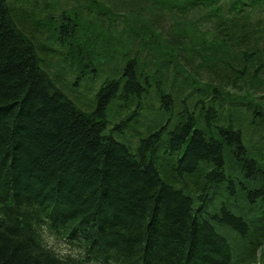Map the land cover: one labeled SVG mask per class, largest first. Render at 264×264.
<instances>
[{"label":"trees","instance_id":"1","mask_svg":"<svg viewBox=\"0 0 264 264\" xmlns=\"http://www.w3.org/2000/svg\"><path fill=\"white\" fill-rule=\"evenodd\" d=\"M36 7L0 0V264H264V0ZM37 15L57 50L38 48ZM52 51L68 90L46 78Z\"/></svg>","mask_w":264,"mask_h":264},{"label":"rangeland","instance_id":"2","mask_svg":"<svg viewBox=\"0 0 264 264\" xmlns=\"http://www.w3.org/2000/svg\"><path fill=\"white\" fill-rule=\"evenodd\" d=\"M12 2H20L22 0H11ZM25 1V0H23ZM31 4L36 5V10H42V14L44 13L43 11L45 10V8H47L49 6V4H51V0H31ZM24 23H26V26L32 27L31 25H29V21L25 20ZM31 30H35L34 28H32ZM42 42L45 43L44 45H48V47H51L53 49L57 50V47L52 44V41L50 38H42ZM50 54V53H49ZM45 62L47 64V69L50 72V74H56V71H58L59 68H62L63 71L67 72V78L65 79V81L63 80L62 82L65 83V90H68V86L70 85V82L73 80L72 79V74H71V69L72 66H68V64L65 62V60L63 59L61 54H58L57 51H52L50 55H47V57H45ZM59 75V74H58ZM105 76L104 73V68H102L99 71L98 76H96V78L92 79V80H87L89 82V84H85V82H82L80 85H78L79 87L77 88L76 94L77 92H79V94L81 95V97H78L82 100V105H85L84 103L88 102L91 98L92 92L94 91V89H96V87L98 86V84L100 83V81L103 79V77ZM84 101V102H83ZM86 107V105H85ZM112 108V107H111ZM115 110V109H114ZM113 111V110H112ZM149 110H146L145 113H149ZM139 130L142 129V123H140L139 128H137ZM215 202V200H214ZM213 202V203H214ZM230 206L232 205V202H229ZM43 236L46 240V242L50 243L51 245L54 246V248L56 249L57 252H59L62 255L65 254H72L73 256H78L80 253L79 252V247L76 246L75 248L72 247L66 240H61L58 239L57 237H55L53 234L49 233L46 229H44L42 231ZM231 240H234L236 237L231 235L230 236ZM259 251L257 252V254L259 255ZM254 264V263H253Z\"/></svg>","mask_w":264,"mask_h":264},{"label":"bare ground","instance_id":"3","mask_svg":"<svg viewBox=\"0 0 264 264\" xmlns=\"http://www.w3.org/2000/svg\"><path fill=\"white\" fill-rule=\"evenodd\" d=\"M7 1L9 2V0H7ZM24 7L26 9H28L29 11H33L34 10L30 6H24ZM46 10H47V12L48 11L51 12L50 14L62 16V13L59 12V11H61V9L59 10L58 8L51 7V9H50L51 11H50L49 10V7H47V8H45L44 12H46ZM72 10H73L72 8L69 9L70 12H72ZM166 12H167V10L165 8H162V7H155V8L149 7L148 10H146V13L145 14H147V18H148L149 21H150V18H152V19L161 18V19H164L165 20L166 19V16H165ZM32 14L33 15H36L37 12L34 11V12H32ZM45 16L46 15H40V16L37 15L36 16L38 19L42 20V23L44 24L43 27H40L39 28L40 31H37V32L40 33V35H38V38L39 39H36V41L39 44V45H37L38 48H41L45 44V43L42 42V38H46V39L47 38H51V36H52L51 32L52 33L54 32V28L50 27V24H49V22H50V18L49 17L50 16H46V17ZM63 16H65V15H63ZM43 17H45V18L43 19ZM253 38L254 39H258L256 36L255 37L254 36H251V41L252 42H256ZM259 43H261V42H258V44ZM169 51L172 52L173 49L172 50H169ZM142 55L143 56H146L145 54H142ZM65 62L68 64V66H72V64H73L72 61H65ZM74 65H75V63H74ZM67 76H68L67 75V72L63 71L62 68H59L58 71H56V74H47L46 78L51 83H63L61 81H63V80L65 81V79L67 78ZM54 91H56V90L50 89V92L51 93H53ZM82 104L83 103H81V105ZM146 108H147V103L143 105V109H146ZM142 117H145V116H142ZM166 117H168V119L170 120V119H173L175 116L172 113H168V114H166ZM146 123H148V122H146ZM131 139L134 140V137H132ZM34 202H36V203H33V205L31 207L29 206L30 212H32V213H34V212L36 214L37 213H43L45 217H48V219H51L52 218V215H54V213L56 212V209H55L54 205H52V204L50 206L49 205H45L44 202L42 200H40V199H35ZM35 204H38V205H35ZM3 211L4 210H2V211L0 210V212H2L1 213L2 217L4 215ZM48 219H44V221H43V223H45V227L44 228H46V230H48L50 228H55V225L53 224V222H50V225L48 226V224L46 223L48 221ZM60 223H61V221L59 220V224ZM32 224H33V227L31 225H29L28 223H27L26 227H27V230H28L27 232L29 234L31 232H33V234H30L29 235V239L32 240V241H34V238L36 236L35 234H37V236H38V233L35 230L34 226L37 225L38 223L32 222ZM33 236H34V238H33ZM38 237L41 238L40 236H38ZM232 263H233V261L230 262V264H232Z\"/></svg>","mask_w":264,"mask_h":264}]
</instances>
